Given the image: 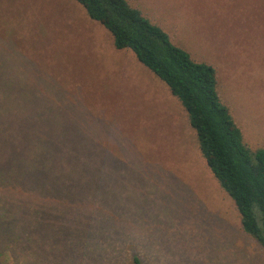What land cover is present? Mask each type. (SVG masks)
Segmentation results:
<instances>
[{"label":"rangeland","instance_id":"374dc122","mask_svg":"<svg viewBox=\"0 0 264 264\" xmlns=\"http://www.w3.org/2000/svg\"><path fill=\"white\" fill-rule=\"evenodd\" d=\"M127 1L215 67L244 141L264 148V0ZM29 104L31 116L0 129L5 144L20 140L0 159V264H132L133 254L144 264H264L185 109L76 0H0V105ZM51 111L74 127L91 123L82 133L101 143L83 151L102 156L111 195L122 198L116 218L93 208L90 226L67 217L56 235L54 205L33 191L65 148L52 141L62 124ZM34 203L36 214L23 210Z\"/></svg>","mask_w":264,"mask_h":264},{"label":"trees","instance_id":"16d2710c","mask_svg":"<svg viewBox=\"0 0 264 264\" xmlns=\"http://www.w3.org/2000/svg\"><path fill=\"white\" fill-rule=\"evenodd\" d=\"M76 1L90 19L109 31L116 49H130L177 98L195 131L206 165L235 204L242 229L264 250V148H251L244 141L241 128L219 95L215 67L206 61L195 60L188 50L171 40L168 32L127 0ZM35 110L34 104L0 105V129L6 127V120L21 119L23 115L29 117ZM50 113H53L52 119L61 122V112ZM67 120L65 117L61 122L59 137L52 140L62 142L65 148L54 156L46 174L37 178L33 188L38 195L49 197L54 205L53 213L59 219L54 229L57 236L67 229V217L80 219L87 216L86 223L90 226L95 218L92 213L88 214L91 209L102 207L116 218L122 207V198L112 197L113 192L108 188L112 183L105 181L103 162H100L102 156H91L83 151L86 145L101 143L82 133L84 128L92 126L91 123L83 119L82 127H74ZM17 129L19 134L24 133V128ZM12 141L14 143L7 145V140L0 137V159L17 153L14 149L19 150L20 140ZM70 145L81 149L74 147V151ZM36 204L29 208L24 206L23 210L36 214L40 211ZM77 227L76 231H81L82 228ZM131 263L144 264L137 254L131 256Z\"/></svg>","mask_w":264,"mask_h":264}]
</instances>
